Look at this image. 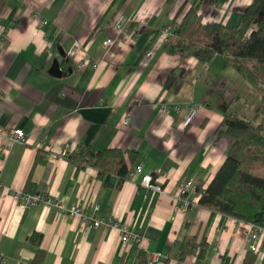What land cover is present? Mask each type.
Returning a JSON list of instances; mask_svg holds the SVG:
<instances>
[{
  "label": "crops",
  "instance_id": "0c3cea01",
  "mask_svg": "<svg viewBox=\"0 0 264 264\" xmlns=\"http://www.w3.org/2000/svg\"><path fill=\"white\" fill-rule=\"evenodd\" d=\"M250 1L202 0V23L236 25ZM188 6L187 0H0V253L7 256L0 264H138L140 251L145 264H242L250 251L242 234L247 223L195 206L197 189L236 150L230 138L214 135L223 115L264 129V112L227 55L202 62L163 48L165 28L178 24ZM53 60L59 77L47 72ZM10 128H20L25 141L10 143ZM82 144L134 153L118 188L115 176L103 186L91 167L76 168L63 156ZM143 174L161 193L140 186ZM185 179L193 181L186 197L194 206L175 212L172 197ZM36 194L77 205L100 224L23 200ZM108 220L137 233L138 242L121 246ZM36 234L38 260L29 241ZM188 237L196 249L180 261L178 246ZM254 255L252 264H261L264 235Z\"/></svg>",
  "mask_w": 264,
  "mask_h": 264
},
{
  "label": "trees",
  "instance_id": "16d2710c",
  "mask_svg": "<svg viewBox=\"0 0 264 264\" xmlns=\"http://www.w3.org/2000/svg\"><path fill=\"white\" fill-rule=\"evenodd\" d=\"M187 1V10L172 31L173 42H165L163 48L168 53H192L202 62L216 54L227 55L228 65L258 92L257 111L264 112V0H251L238 23L230 27L202 23L199 14L202 0ZM214 135L230 138L232 148L236 150L225 156L205 188L197 189L196 206L264 228L263 127L250 119L224 114ZM63 156L76 168L91 167L103 186L108 185L110 176H115V187L118 188L134 153H123L115 148L94 151L82 144ZM29 241L36 247L34 260L40 259V235H32ZM196 245L193 237L183 239L178 246V260L194 253ZM200 245V251H203V242ZM137 258L138 264L146 263L143 252H138ZM254 258V253L247 251L242 264H252ZM261 264H264V258Z\"/></svg>",
  "mask_w": 264,
  "mask_h": 264
},
{
  "label": "built area",
  "instance_id": "2783aa9c",
  "mask_svg": "<svg viewBox=\"0 0 264 264\" xmlns=\"http://www.w3.org/2000/svg\"><path fill=\"white\" fill-rule=\"evenodd\" d=\"M119 26L121 27V25L116 24L117 28ZM176 26H177V24H171L165 28L164 32L168 38V39L166 38V42H173L174 39H173L172 31L176 28ZM109 43H110V40L106 39L103 42V47H106L107 44H109ZM145 55L146 56L151 55V51L146 52ZM84 63H85V59H82L81 62H78V67H81ZM161 108H162V110H166L167 105L163 104ZM127 123H128V118H123L122 124L126 125ZM5 134H6V137L8 138V140L10 141V143H12V144L13 143H22L25 141L24 133L20 128L7 129ZM0 135H1V133H0ZM134 172L140 173L141 172V166L136 165L134 167ZM154 172L157 173L159 176L161 175L159 171L157 172V170H154ZM139 184L143 188H151L158 193H161V191H162L158 184H153L151 182V175L150 174H143L140 178ZM193 190H194V186H193V181L191 179H185V180H182V181L177 183L175 193L172 197V199H173L172 209L175 212L182 211V210H185L188 208H192L194 206V204H192V202L190 200H188L186 197L187 194L189 192H192ZM23 200L25 202H27V201L36 202L38 200H42L47 205L56 206L58 209V213L61 216H69V217L79 218L85 225H88L91 227H97L100 224V221L98 219L84 214L82 211V208L77 206V205H73L71 207L66 208L61 203H59V201L57 199L52 200L50 198L44 197L43 195H39V194L32 195V196H25V197H23ZM195 206H196V203H195ZM107 225L111 226V227H115V228L117 227V229L120 232L119 239H120L121 246H126L129 242V240L138 242V240H139L138 234L127 230L125 228V226L118 225L117 222H115L113 220H108L106 222V226ZM242 234L246 238V240H248V249L255 254H259L261 238L264 235V228L259 226V225L247 223L242 230ZM152 258L154 260H157V259L159 260V258H164V255L153 254ZM6 261H7V256L0 253V263H4ZM17 264H24V263L20 260H17Z\"/></svg>",
  "mask_w": 264,
  "mask_h": 264
},
{
  "label": "water",
  "instance_id": "95a60500",
  "mask_svg": "<svg viewBox=\"0 0 264 264\" xmlns=\"http://www.w3.org/2000/svg\"><path fill=\"white\" fill-rule=\"evenodd\" d=\"M48 74L52 75V76H56L59 77L62 73V71H60L58 63L56 60H53L51 62V65L48 68ZM68 72V71H67Z\"/></svg>",
  "mask_w": 264,
  "mask_h": 264
}]
</instances>
